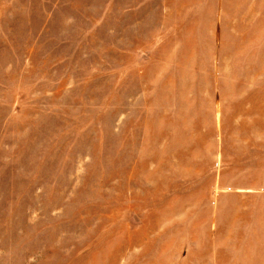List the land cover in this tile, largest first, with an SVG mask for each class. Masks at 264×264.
<instances>
[{"label":"rangeland","instance_id":"obj_1","mask_svg":"<svg viewBox=\"0 0 264 264\" xmlns=\"http://www.w3.org/2000/svg\"><path fill=\"white\" fill-rule=\"evenodd\" d=\"M0 264H264V0H0Z\"/></svg>","mask_w":264,"mask_h":264}]
</instances>
